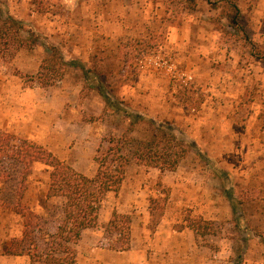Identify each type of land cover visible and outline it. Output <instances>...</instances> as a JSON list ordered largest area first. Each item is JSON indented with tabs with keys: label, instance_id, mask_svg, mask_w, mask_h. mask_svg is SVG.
<instances>
[{
	"label": "rangeland",
	"instance_id": "obj_1",
	"mask_svg": "<svg viewBox=\"0 0 264 264\" xmlns=\"http://www.w3.org/2000/svg\"><path fill=\"white\" fill-rule=\"evenodd\" d=\"M0 14L35 40L0 53L1 132L87 176L137 114L170 123L196 146L161 175L163 200L158 169L131 161L82 231L73 264H264V0H200L191 9L179 0H0ZM53 53L51 68L44 58ZM163 60L171 72L154 63ZM151 129L142 121L129 134ZM24 170L0 162V264H41L36 255L60 222L63 199L46 197L48 167L35 162L25 178ZM22 188L21 204L39 216L32 256L5 253L23 226L6 204ZM152 197L163 206L154 215ZM114 210L130 216L128 244L111 230Z\"/></svg>",
	"mask_w": 264,
	"mask_h": 264
},
{
	"label": "trees",
	"instance_id": "obj_2",
	"mask_svg": "<svg viewBox=\"0 0 264 264\" xmlns=\"http://www.w3.org/2000/svg\"><path fill=\"white\" fill-rule=\"evenodd\" d=\"M179 1L184 2L191 9L200 0ZM234 9L235 14L232 21L238 22L240 12L236 7ZM21 33L22 24L18 20L10 15L3 17L0 14V53L3 50H9L10 47L31 49L35 40L23 36ZM53 52L58 55L56 50ZM54 61H56L55 54L44 58V64H49L50 67ZM133 118L134 120H130L129 128L120 136L109 138L106 149L95 157L96 170L93 176H87L77 171L35 142L0 131V162L9 158L23 164L25 167L24 178L29 174L33 163H43L49 169L46 197H61L63 199L62 214L56 231L46 234L49 238V248L36 255L41 264L74 263L75 245L80 240L82 231L96 224L102 198L107 192L116 193L120 189L127 166L131 161L145 167L158 169L159 176L156 185L160 187L162 200L167 199L168 189L162 186L161 175L165 171H174L188 151L195 149L196 146L193 144L194 142L185 141L176 127L168 122L156 123L152 119L143 120L139 114ZM142 121L147 122L152 128L147 136L137 138L129 134L133 124ZM22 193L23 188L15 205L6 204L14 213L23 218V226L21 236L10 239L5 253L32 256V250L39 253V240L35 235L39 216L21 204ZM160 203L161 199L159 198L149 199L150 215H154L155 210L163 207ZM161 214L162 211H159L156 215L160 216ZM200 221L202 222L200 226L207 229L210 222L203 219ZM109 225L112 232L122 237L124 243L128 244L130 216L119 214L114 210ZM190 228L197 233L198 227L190 225ZM202 233L206 234L208 231ZM127 247L125 246L124 249Z\"/></svg>",
	"mask_w": 264,
	"mask_h": 264
},
{
	"label": "built area",
	"instance_id": "obj_3",
	"mask_svg": "<svg viewBox=\"0 0 264 264\" xmlns=\"http://www.w3.org/2000/svg\"><path fill=\"white\" fill-rule=\"evenodd\" d=\"M155 64L164 67L168 72L172 71L173 65L171 63H168L167 61L163 60L162 62H154ZM189 79L191 76L188 77Z\"/></svg>",
	"mask_w": 264,
	"mask_h": 264
},
{
	"label": "crops",
	"instance_id": "obj_4",
	"mask_svg": "<svg viewBox=\"0 0 264 264\" xmlns=\"http://www.w3.org/2000/svg\"><path fill=\"white\" fill-rule=\"evenodd\" d=\"M174 232V230H172Z\"/></svg>",
	"mask_w": 264,
	"mask_h": 264
}]
</instances>
